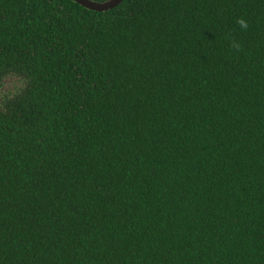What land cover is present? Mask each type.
<instances>
[{
	"label": "trees",
	"instance_id": "obj_1",
	"mask_svg": "<svg viewBox=\"0 0 264 264\" xmlns=\"http://www.w3.org/2000/svg\"><path fill=\"white\" fill-rule=\"evenodd\" d=\"M0 264H264V0H0Z\"/></svg>",
	"mask_w": 264,
	"mask_h": 264
},
{
	"label": "water",
	"instance_id": "obj_2",
	"mask_svg": "<svg viewBox=\"0 0 264 264\" xmlns=\"http://www.w3.org/2000/svg\"><path fill=\"white\" fill-rule=\"evenodd\" d=\"M73 1L85 7L86 9L102 12L116 7L123 0H107L104 2H97L93 0H73Z\"/></svg>",
	"mask_w": 264,
	"mask_h": 264
},
{
	"label": "clouds",
	"instance_id": "obj_3",
	"mask_svg": "<svg viewBox=\"0 0 264 264\" xmlns=\"http://www.w3.org/2000/svg\"><path fill=\"white\" fill-rule=\"evenodd\" d=\"M239 24H240V27L241 28H247L248 27V25H247V22L246 21H244L243 19H241L240 21H239ZM235 47H239V45H235Z\"/></svg>",
	"mask_w": 264,
	"mask_h": 264
}]
</instances>
